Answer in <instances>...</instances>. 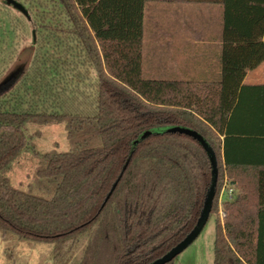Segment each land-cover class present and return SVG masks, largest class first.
<instances>
[{"label":"trees","instance_id":"trees-1","mask_svg":"<svg viewBox=\"0 0 264 264\" xmlns=\"http://www.w3.org/2000/svg\"><path fill=\"white\" fill-rule=\"evenodd\" d=\"M5 1L14 30L33 21L36 46L0 84L1 238L51 244V264L162 258L196 226L212 181L207 150L180 127L216 155L211 215L225 177L239 191L216 219L214 264H264V84L244 83L264 61V0H165L223 5L219 81L143 76L145 6L160 0ZM32 123H64L69 149L38 151ZM28 154L36 171L16 187Z\"/></svg>","mask_w":264,"mask_h":264},{"label":"crops","instance_id":"crops-1","mask_svg":"<svg viewBox=\"0 0 264 264\" xmlns=\"http://www.w3.org/2000/svg\"><path fill=\"white\" fill-rule=\"evenodd\" d=\"M151 3H156L154 8H160V19L156 18L159 24L154 26L149 34L147 53L142 50L143 61L146 60L148 71L152 75L155 72L160 73L164 77L161 78L163 80L219 81L223 47V5L165 0ZM145 16L146 6L144 28ZM153 61L156 62V66L152 65L151 69L150 64ZM263 64L264 61L247 71L245 84H264V69L259 71ZM225 182L229 183L227 177ZM231 186L234 190L231 197L233 198L239 191L232 183ZM225 200L226 197L219 204L216 219L220 217V209L223 208Z\"/></svg>","mask_w":264,"mask_h":264},{"label":"rangeland","instance_id":"rangeland-1","mask_svg":"<svg viewBox=\"0 0 264 264\" xmlns=\"http://www.w3.org/2000/svg\"><path fill=\"white\" fill-rule=\"evenodd\" d=\"M22 1V0H21ZM0 4L6 5L5 0H0ZM156 3L148 2L146 5V19L144 28L143 51L147 53L148 37L150 32L156 26V18L160 19V8H154ZM11 13L21 15L16 9L8 6ZM25 20L24 35L21 31L13 29L10 16L2 12L0 14V54L8 58L9 55H14V62L5 67V63H0V72L4 68L5 73L0 74V84L5 79L15 80L12 72L21 71L27 67L34 55L35 51V28L33 21ZM155 20V21H154ZM14 53V54H13ZM156 66L153 61L150 64ZM148 65L144 59L142 64L143 76L145 78H164L160 73L155 72L153 75L148 71ZM264 69V64L259 68ZM4 87V86H3ZM3 87L0 90H3ZM38 133L34 139L37 150L40 152L57 149L58 151H67L69 149V141L67 139V131L64 123H54L49 125L30 124L29 133ZM37 168V161L27 155L22 158L15 166L11 173L12 183L16 187L25 188L30 181L29 175H33ZM230 186V185H229ZM215 214L211 215L202 232L198 237L175 259V264H213L214 258V237H215ZM8 249L15 255V261L11 260L5 253ZM51 244L35 243L28 240H18L13 237L8 241H4L0 235V264H51L50 252Z\"/></svg>","mask_w":264,"mask_h":264},{"label":"water","instance_id":"water-1","mask_svg":"<svg viewBox=\"0 0 264 264\" xmlns=\"http://www.w3.org/2000/svg\"><path fill=\"white\" fill-rule=\"evenodd\" d=\"M19 71H17V72L14 71L11 73V75H14V77H15V75ZM171 130L188 133L200 141V143L207 150L209 157L211 159V162H212V181H211L210 188L207 192V196H206V199L204 202V207H203V210L201 212V216H200L196 226L194 227V229L189 233V235L183 241H181L171 251H169L162 258L154 261L151 264H166L167 262L172 261L173 259L178 257V255L183 250H185L198 237V235L202 232L204 226L206 225L208 219L210 218L212 206H213V201H214V198L216 195V186H217V181H218V164H217L216 155H215L213 149L210 147V145L207 143V141L200 134H198L196 131H193L190 129H185V128H180V127H175V128H172Z\"/></svg>","mask_w":264,"mask_h":264},{"label":"built area","instance_id":"built-area-1","mask_svg":"<svg viewBox=\"0 0 264 264\" xmlns=\"http://www.w3.org/2000/svg\"><path fill=\"white\" fill-rule=\"evenodd\" d=\"M233 192H234L233 187L231 185L229 186L228 182H225L220 192L219 204L222 203L224 197L231 198ZM219 216H220V219L223 221L226 216V213L223 208L220 209Z\"/></svg>","mask_w":264,"mask_h":264}]
</instances>
